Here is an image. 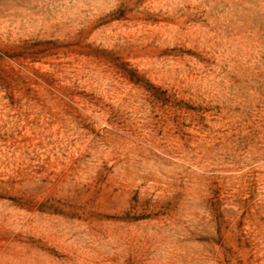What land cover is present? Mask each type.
<instances>
[{
    "label": "rangeland",
    "instance_id": "1",
    "mask_svg": "<svg viewBox=\"0 0 264 264\" xmlns=\"http://www.w3.org/2000/svg\"><path fill=\"white\" fill-rule=\"evenodd\" d=\"M0 264H264V0H0Z\"/></svg>",
    "mask_w": 264,
    "mask_h": 264
}]
</instances>
